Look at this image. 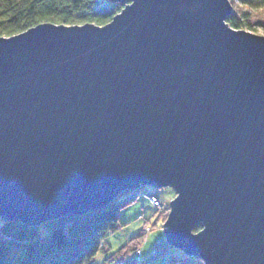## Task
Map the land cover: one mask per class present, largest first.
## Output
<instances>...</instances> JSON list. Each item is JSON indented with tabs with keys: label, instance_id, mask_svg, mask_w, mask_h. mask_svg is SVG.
Masks as SVG:
<instances>
[{
	"label": "water",
	"instance_id": "1",
	"mask_svg": "<svg viewBox=\"0 0 264 264\" xmlns=\"http://www.w3.org/2000/svg\"><path fill=\"white\" fill-rule=\"evenodd\" d=\"M112 1L104 25L0 37V217L38 225L171 186L170 244L264 264V36L227 24L230 0Z\"/></svg>",
	"mask_w": 264,
	"mask_h": 264
},
{
	"label": "trees",
	"instance_id": "2",
	"mask_svg": "<svg viewBox=\"0 0 264 264\" xmlns=\"http://www.w3.org/2000/svg\"><path fill=\"white\" fill-rule=\"evenodd\" d=\"M232 12L227 24L234 29L264 28V0H230ZM124 3L112 0H0V37H10L42 23L104 25L121 11ZM113 199L107 205L82 214L64 215L38 225L20 221L0 224V264H93L99 252L107 251L106 238L118 229L123 203ZM169 207L164 212L167 219ZM148 226V225H147ZM124 245L108 253L103 264L120 260L136 264L135 252L146 237V228ZM199 223L194 232L201 230ZM174 264H204L199 257L170 256Z\"/></svg>",
	"mask_w": 264,
	"mask_h": 264
},
{
	"label": "rangeland",
	"instance_id": "3",
	"mask_svg": "<svg viewBox=\"0 0 264 264\" xmlns=\"http://www.w3.org/2000/svg\"><path fill=\"white\" fill-rule=\"evenodd\" d=\"M252 33L264 36V28L256 27ZM135 197L123 203L119 211L118 229L110 233L106 238L107 251L99 252L93 264H103L108 253L124 245L133 236L146 228V237L140 249L135 252L136 264H174L170 259L172 255H183V251L167 241L164 231V212L169 207L171 200L176 196V191L171 186L157 188L146 184L135 190ZM131 194V190L125 191L118 196V200L125 199ZM155 195L160 201V207L154 208L149 201V196ZM169 213V212H168ZM168 217V215H167ZM2 218L0 217V224ZM141 253V255H140ZM109 264H122L115 260ZM200 264V263H199Z\"/></svg>",
	"mask_w": 264,
	"mask_h": 264
},
{
	"label": "built area",
	"instance_id": "4",
	"mask_svg": "<svg viewBox=\"0 0 264 264\" xmlns=\"http://www.w3.org/2000/svg\"><path fill=\"white\" fill-rule=\"evenodd\" d=\"M149 201L152 203V205L154 206L155 209L160 207V201L158 200V198L155 195H150ZM140 255H141V253H140ZM139 264H141V260H140Z\"/></svg>",
	"mask_w": 264,
	"mask_h": 264
}]
</instances>
